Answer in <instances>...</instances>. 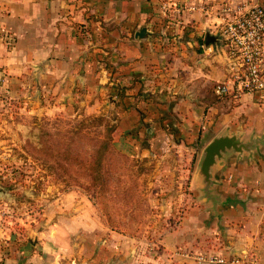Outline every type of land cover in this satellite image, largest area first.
Listing matches in <instances>:
<instances>
[{"label":"crops","instance_id":"1","mask_svg":"<svg viewBox=\"0 0 264 264\" xmlns=\"http://www.w3.org/2000/svg\"><path fill=\"white\" fill-rule=\"evenodd\" d=\"M163 1L0 0V67L9 77L29 84V76L40 73L37 86L70 112L114 109L121 118L116 140L128 132L134 144L143 122L159 118L144 129L149 143L142 155L169 152L168 141L177 144L178 167L189 178L181 221L159 232L158 254L147 256L145 243L117 240L105 244L112 262L98 259L104 246L94 262L82 257L89 250L80 246V257L70 256L75 261L68 264H119L114 253L130 252L133 264H216L205 258L210 254L264 264V98L249 92L217 97L215 91L237 65L221 35L219 8L250 0H166L172 4L167 16ZM141 26L149 32L142 39L136 37ZM234 133L263 142L250 153L228 151L206 191L203 151L215 137ZM129 150L141 155L135 145ZM82 207L75 217L81 221L67 231L93 229L83 222ZM40 259L17 256L3 264Z\"/></svg>","mask_w":264,"mask_h":264},{"label":"rangeland","instance_id":"2","mask_svg":"<svg viewBox=\"0 0 264 264\" xmlns=\"http://www.w3.org/2000/svg\"><path fill=\"white\" fill-rule=\"evenodd\" d=\"M2 69L0 264L17 256L28 262L41 256L38 264H68L75 261L70 256L80 257L75 254L80 246L89 250L82 257L92 262L104 246L98 259L112 262L107 245L128 239L145 243L147 256L158 254L160 231L181 221L189 185L178 167L183 155L177 144L168 141L169 152L142 155L149 143L144 129L159 118L143 122L134 144L128 132L116 140L121 118H115L114 109L67 111L55 105L52 91L37 86L40 73L31 74L26 84ZM131 144L141 155L129 150ZM81 206L87 209L83 222L93 229L85 225L71 233L67 230L81 221L75 218ZM113 256L119 264H133L134 252Z\"/></svg>","mask_w":264,"mask_h":264},{"label":"built area","instance_id":"3","mask_svg":"<svg viewBox=\"0 0 264 264\" xmlns=\"http://www.w3.org/2000/svg\"><path fill=\"white\" fill-rule=\"evenodd\" d=\"M161 7L162 13L167 16L172 4L165 0ZM219 16L221 35L237 65L229 78L217 84L216 94L249 92L264 98V0L223 3ZM205 258L216 264L242 263L240 258L225 255L210 254Z\"/></svg>","mask_w":264,"mask_h":264},{"label":"water","instance_id":"4","mask_svg":"<svg viewBox=\"0 0 264 264\" xmlns=\"http://www.w3.org/2000/svg\"><path fill=\"white\" fill-rule=\"evenodd\" d=\"M148 35L149 32L147 27L141 26L137 31L136 37L142 39ZM260 142H263V140L256 138L250 141H244L237 133L221 134L211 140L203 151L199 166V171L205 184V190L208 191L214 184L216 176H213V168L228 151L232 150L239 154H243L245 152L250 153L259 147Z\"/></svg>","mask_w":264,"mask_h":264}]
</instances>
